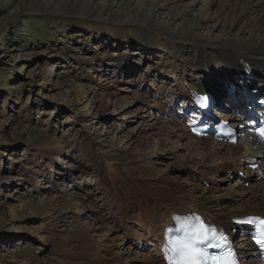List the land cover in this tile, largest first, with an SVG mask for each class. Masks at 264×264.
Returning <instances> with one entry per match:
<instances>
[{
  "label": "bare ground",
  "instance_id": "6f19581e",
  "mask_svg": "<svg viewBox=\"0 0 264 264\" xmlns=\"http://www.w3.org/2000/svg\"><path fill=\"white\" fill-rule=\"evenodd\" d=\"M28 1L30 0H22L23 3ZM34 1H44L54 8L61 6L60 14L64 15L66 10L79 6L77 15L86 18L85 20L91 24V26H85V31L89 30V32L96 29L93 26L94 23L90 21L101 20L103 14L112 13L113 15L122 11L120 13L124 18L121 21L126 25L137 26L141 30L140 37L134 38L124 34V31L121 33L114 29L105 31L111 33L115 41H120L121 46L129 48L127 49L129 62L131 58L139 55L138 52H132L135 47H138L136 50L141 51L143 56L151 53L158 58L165 54L172 56L171 71H167V75L163 78H173L175 85L168 92L165 89L160 91L162 95H169L172 105L181 98L183 105L191 106L195 93L204 94L209 90L211 93L213 91L212 96L216 106L230 110L231 105L224 104V100L231 99L235 109L237 102L244 105L242 92L248 90L250 86L256 85L264 90V0H208L210 6L216 5L220 9L216 14L209 11L205 14H194L196 0H193L192 4L188 2L189 0ZM37 6H39L37 3L34 4V7ZM16 9V6H11L9 11L2 10L0 21L11 19ZM96 9L103 11L89 19V13ZM36 13H43V11ZM114 20L110 22H116ZM202 29L208 35L204 36L201 33ZM91 34L93 36L94 33ZM100 37L102 38V35ZM100 37L94 35L93 42L100 41ZM137 38L138 41L135 40ZM73 60L79 68L94 63V58L90 54L82 58L75 57ZM113 66L109 63L107 65V67ZM127 67L124 79L116 80L119 84L131 86L134 82H139L141 85L148 86L146 78L139 80L132 78L134 73L131 70L138 67L135 63L128 64ZM129 67H132L131 70ZM62 73L52 75L50 85L59 89L63 88L69 94L78 97L83 94L90 109L94 110V114L98 117H106L110 106L115 108L116 115L124 114L125 117L132 118H137L144 112H151L152 109L156 110L151 122L140 127L136 132L130 131L123 136L122 131L118 133L120 129H117L113 135V127H110L112 129L108 130L105 136L112 135L114 139L123 136L128 146H133L141 139H144L145 144L148 145L149 140L156 137L160 148L165 150L168 148L167 144L171 143L174 146L172 147L174 152L179 153L182 149L187 158L184 162L176 160L177 162L174 163L167 162L170 160L167 155L161 157L162 161L163 158L166 160L167 167L183 163L181 168L176 169L178 179L172 181L162 177L153 178L151 168H146L148 167L146 161H122L117 157L122 155V153L118 155L117 149L105 152V155L99 158L92 157L93 165H97L98 174L100 172L102 196L107 204V207H98L101 210H96L89 203L85 193L78 189L71 192L65 188L66 180L74 169L63 166L66 155L63 150L58 149V145L56 150L51 147L48 150V157H50L48 159L52 162L50 172H54V166L58 168L56 173L59 172L53 187L64 195L44 199L30 193L27 197L28 201L25 202L26 208L30 207L41 214L50 213L47 218L48 225L50 224L53 230L52 236H43L39 244L40 250L48 253L49 264H165L162 256V231L170 224L171 216L174 214L197 213L208 224L224 231L235 228L231 225L235 218L264 216V179L260 181L257 175L247 172V176L253 180L254 185L244 188L242 182L238 183L234 191H229L237 196L230 199L224 197L226 194L215 195V192L224 190L218 187L219 183L218 186L214 185L211 188L213 183L208 179L211 175H217L218 172L226 177L233 172L244 170L246 166L244 161L249 157H257L252 152V145L258 146L255 139L241 140L237 145L228 146L209 138L192 137L184 127L182 116L179 117L172 112L168 114V121L163 122L159 116L161 109L149 104L144 95L136 94L122 98L118 95V91L116 94L113 92L115 88L114 84H111L113 80L109 84L104 81V84L97 85L95 88L97 92H89L88 85L75 86L71 78ZM120 75L123 73L116 71L115 78ZM213 82L221 83L222 93L215 90ZM136 104L142 106L136 107ZM237 108L239 107L236 106ZM235 111L231 109L219 116L225 115L233 123L237 117ZM35 128V126H25L23 132L32 134L35 133ZM4 130H7L6 124L0 120V131ZM41 134L44 138H48L47 134ZM107 138H105L106 143ZM46 143L53 146L59 144L53 141ZM102 148L108 149L109 145ZM85 154L88 156L87 150ZM143 155L142 153L141 156ZM53 156L55 158H52ZM194 171L203 174L202 178L195 176L197 179L210 183L208 192L201 196H196L195 187L189 186L186 181L188 177L194 175ZM33 179L31 183L38 191L39 185ZM220 180L224 181L223 178ZM104 209H108L109 218L103 216ZM107 220L114 228L107 226L105 223ZM131 240L138 245H143V248L137 251H143L145 247L150 248L144 258L136 257L138 253L134 257L131 253L127 243ZM240 242H243V251L250 248L246 239H241ZM249 251L251 253V250Z\"/></svg>",
  "mask_w": 264,
  "mask_h": 264
},
{
  "label": "rangeland",
  "instance_id": "374dc122",
  "mask_svg": "<svg viewBox=\"0 0 264 264\" xmlns=\"http://www.w3.org/2000/svg\"><path fill=\"white\" fill-rule=\"evenodd\" d=\"M192 1L188 2L192 4ZM36 3L39 6L34 7ZM11 6L17 7L13 17L0 21V120L7 128L0 131V264H49L48 253L41 251L39 244L43 236H52L53 230L51 225H48L47 218L50 213L45 212L44 215L30 207L26 208L25 202L28 201L27 197L30 193L44 199L64 195L53 187L59 172L56 173L57 166H54V172H50L52 162L48 159L50 158L48 150L51 147L56 150L59 146L58 149L63 150L66 155L63 166L74 169L66 180L65 188L71 192L78 189L85 193L89 203L96 210L107 207V204L102 196L100 172L98 174V166L93 165L92 157L99 158L105 155V152L117 149L118 155L122 153L117 156L122 161H146L148 167H145L151 168L153 178L162 177L172 181L178 179L176 169L181 168L183 163L167 167L166 160L163 158L162 161L161 157L167 155L170 159L167 162L174 163L177 162L176 160L184 162L187 157L182 149L179 153L174 152L171 143L167 144L168 148L165 150L160 148L156 137L149 140L148 145L145 144L144 139H141L133 146H128L123 136L130 131L136 132L140 127L151 122L156 110L152 109L151 112H144L141 116L132 118L125 117L124 114L116 115L115 108L110 106L106 117H98L94 114V110L90 109L83 94L78 97L69 94L63 88L50 85L52 75L62 72L64 76L71 78L75 86L88 85L89 92H97L95 90L97 85H102L104 81L109 84L113 80L111 83L115 87L113 92L116 94L118 91V95L122 98L136 94L144 95L149 104L159 107L161 112L163 108L166 110L172 105L169 95L165 96L160 92L162 89L168 92L175 85L173 78H163L167 75V71H171L172 56L165 54L158 58L154 53L143 56L141 51L136 50L138 47H135L132 52H138L139 55L131 58L129 62V51H127L129 48L121 46L120 41H115L113 35L105 31L114 29L119 32L124 31V34L134 38L140 37L141 30L137 26L126 25L121 21L124 18L120 13L122 11L113 15L103 14L101 20L90 21L96 27L94 31H90L94 33L93 36L102 35L100 41L96 39L97 42L94 43L92 34L89 30L85 31V26L91 24L85 20L86 18L77 15L79 6L66 10L64 15L60 14L61 6L54 8L44 1L30 0L23 3L22 0H0V13L2 10L9 11ZM194 7L196 10L194 14H205L208 11L216 14L220 10L216 5L210 6L208 0H196ZM39 11L43 13H36ZM102 11L96 9L89 13V19L96 17ZM113 16L115 18H112ZM112 19L116 22H110ZM201 33L204 36L208 35L204 29ZM109 37L112 39L109 40ZM111 40L113 42H110ZM86 54L94 58V63L79 68L73 58H82ZM226 62L229 61L226 59ZM108 63L114 66L107 67ZM134 63L138 67L132 70V67H129L134 73L132 78L137 80L146 78L147 87L146 84L141 85L139 82H134L131 86L117 82L124 79L127 65ZM116 71L122 72L123 75L115 78ZM188 80L190 82V78ZM217 82H213V87L222 93L223 87ZM180 101L183 104V100L178 98L172 106L175 104L177 106ZM160 113L161 120L166 122V117L161 116ZM25 126H35V133H24ZM110 127H113V135L117 129H120L118 133L122 131L123 136L115 139L112 135L105 136L108 130L112 129ZM40 132L47 134L48 138H44ZM106 137H108L107 143ZM46 140L59 144L48 145ZM107 145L109 148L104 150L102 147ZM86 150L90 160L85 154ZM193 173V176L187 178V184L195 187L196 196L206 194L210 184L195 177L198 175V178H202L203 174L196 171ZM222 175L224 177H221ZM32 178L39 185L38 191L31 183ZM222 178L223 182L220 180ZM208 179L213 183L211 188L214 185L218 186L219 183L218 187L224 190L215 192V195L226 194L224 197L227 199L237 196L229 191L235 190L238 181L232 178L226 179L221 173L211 175ZM243 186L250 188L251 185L243 183ZM103 214L105 218L110 217L108 209H104ZM105 223L108 227L114 228L108 220ZM127 243L134 257L138 253L136 257L144 258L150 250L145 247L143 251H137L143 248V245H138L132 240Z\"/></svg>",
  "mask_w": 264,
  "mask_h": 264
},
{
  "label": "snow or ice",
  "instance_id": "6c2138e0",
  "mask_svg": "<svg viewBox=\"0 0 264 264\" xmlns=\"http://www.w3.org/2000/svg\"><path fill=\"white\" fill-rule=\"evenodd\" d=\"M257 134L264 141V127ZM176 220L178 234L170 237L164 248L169 264H238L227 237L216 229L208 228L201 217H176ZM248 222L256 223L255 220ZM258 225L253 240L264 251V220H259ZM209 247L221 249V253L212 255L207 250Z\"/></svg>",
  "mask_w": 264,
  "mask_h": 264
},
{
  "label": "clouds",
  "instance_id": "9594fccd",
  "mask_svg": "<svg viewBox=\"0 0 264 264\" xmlns=\"http://www.w3.org/2000/svg\"><path fill=\"white\" fill-rule=\"evenodd\" d=\"M261 264H264V261H262Z\"/></svg>",
  "mask_w": 264,
  "mask_h": 264
}]
</instances>
